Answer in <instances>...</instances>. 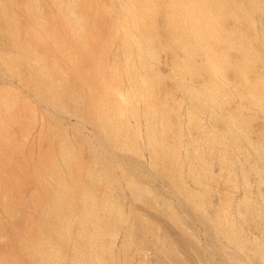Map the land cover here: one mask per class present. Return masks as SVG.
Returning a JSON list of instances; mask_svg holds the SVG:
<instances>
[{
	"label": "rangeland",
	"instance_id": "obj_1",
	"mask_svg": "<svg viewBox=\"0 0 264 264\" xmlns=\"http://www.w3.org/2000/svg\"><path fill=\"white\" fill-rule=\"evenodd\" d=\"M0 264H264V0H0Z\"/></svg>",
	"mask_w": 264,
	"mask_h": 264
},
{
	"label": "bare ground",
	"instance_id": "obj_2",
	"mask_svg": "<svg viewBox=\"0 0 264 264\" xmlns=\"http://www.w3.org/2000/svg\"><path fill=\"white\" fill-rule=\"evenodd\" d=\"M202 17H204V15L202 16ZM198 18V17H197ZM208 24V23H207ZM31 34V33H30ZM104 117V116H103ZM105 119H107V118H105ZM95 208V207H94ZM54 229V228H53ZM54 231V230H53Z\"/></svg>",
	"mask_w": 264,
	"mask_h": 264
}]
</instances>
